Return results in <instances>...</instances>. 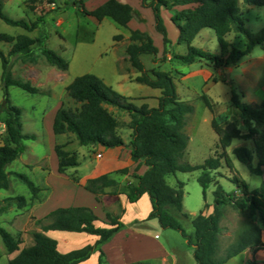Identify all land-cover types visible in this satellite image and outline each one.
I'll list each match as a JSON object with an SVG mask.
<instances>
[{
	"label": "trees",
	"instance_id": "trees-1",
	"mask_svg": "<svg viewBox=\"0 0 264 264\" xmlns=\"http://www.w3.org/2000/svg\"><path fill=\"white\" fill-rule=\"evenodd\" d=\"M88 0H74L73 5L86 16L102 22L106 18L113 20L121 27L127 28L134 18L135 12L130 5L119 0H108L94 11H88L85 3ZM245 6L264 7V0H242ZM197 5L178 11L176 8ZM142 6L151 9L155 18V29L163 37L164 57L169 52L171 41L168 38L167 27L162 16V10H168L171 21L178 29L179 45H186L187 54L173 53L172 58L184 64H194L205 60L218 68L236 66L242 59L249 56L256 47L264 48V28L253 34L246 27L240 0H142ZM59 14V12H58ZM0 19L11 26L21 27L29 32L39 27L42 18L28 24L24 20H13L3 12V2L0 0ZM204 29H211L217 36L221 54L215 55L193 46V42ZM231 34H237L244 41V49L234 47L227 40ZM47 38L40 35L33 39L27 35L17 38L0 33V45L13 44L9 56L20 55L26 62H34L33 46L38 45L46 61L62 72L69 70V63L56 52L45 46ZM131 67L140 75L136 82L161 91L159 104L151 108L148 105L136 106L129 98L115 91L102 79L95 75H84L76 78L68 87V96L79 105L76 109L62 106L54 120L55 135L73 134L81 146H101L103 148H118L125 146L124 141L116 133L118 120L106 106H113L127 111L131 116L130 128L132 141L129 149L132 161L138 164L131 180L121 186L118 176H127L130 169H122L115 173L106 174L89 180L85 189L101 201L105 195H125L130 204L137 203L143 196L148 195L152 210L147 220H158L163 230H175L187 241L193 249L196 264H228L247 250L253 254L264 252L262 233L264 231V181L253 191L238 173L231 157L223 152L218 157H210L202 165L192 166L183 162L189 147L190 138L186 133L188 116L194 114L195 108L181 100L174 77L163 71L153 70L149 73L142 61L143 55L154 57L157 62L158 48L152 37L141 31H131L130 45L126 50ZM2 60L4 85V100L0 104V115L6 114L8 142L0 146V190L10 188V174L7 166L20 158L25 152L24 141L34 140V135L23 132L22 111L12 105L9 96L10 87H18L29 94H41V89L30 82L15 80L10 71L8 57L0 50ZM231 102L241 112L244 127L248 134L243 135L236 121L227 127L221 126L216 119L212 120V128L219 138V145L226 150L236 139H253L255 143L264 142V99L258 106L241 102L238 94L232 90ZM201 100L207 108L213 110L211 98L202 95ZM55 152L59 161L58 171L66 173L70 168L79 165L76 154L65 150L64 145H56ZM237 160L244 164L252 174L264 175V154L258 157V164L253 165V152L246 147H238L233 151ZM222 159L233 173L231 182L236 191L227 192L215 181L214 172L219 170ZM146 167L143 175H138L140 167ZM201 171L197 181L203 189L204 199L207 190L214 184L213 213L205 216L201 212L193 219L194 234L190 235L184 229L179 218H188L183 211L184 183L179 182L178 188L171 187L167 177L177 172L192 173ZM24 183L33 198H37L41 189L23 173H13ZM110 190V191H108ZM237 193L241 195L236 196ZM13 202L23 208L27 200L24 196L10 197L0 201V216L8 210ZM231 206L243 214L247 222L238 231L236 239L222 252L220 237L223 233L221 222L225 208ZM207 207V205H206ZM49 223L38 222L40 231L33 233L34 244L21 249L22 239L6 230L0 221V238L9 254L18 253L9 264H81L95 253H99L98 264H109L105 261L102 247L125 228L119 216L107 214L108 227H98L100 220L94 211L88 207L58 208L47 217ZM68 232L88 234L99 238L95 245H88L78 250L63 254L58 249L57 240L49 237L48 232ZM132 264H153L142 261ZM247 264H258L249 261Z\"/></svg>",
	"mask_w": 264,
	"mask_h": 264
},
{
	"label": "rangeland",
	"instance_id": "rangeland-1",
	"mask_svg": "<svg viewBox=\"0 0 264 264\" xmlns=\"http://www.w3.org/2000/svg\"><path fill=\"white\" fill-rule=\"evenodd\" d=\"M1 1L3 2V12L13 20H24L28 24L36 22L38 18H42L43 21L39 23L37 29L29 32L21 27L8 25L0 19V33L15 38L20 35H27L33 39L38 38L40 35L46 36V48L56 52L69 63V70L67 72H62L46 61L38 45L33 46L34 62H26L20 55L9 56L13 44L3 43L0 45V50L8 57L13 79L23 82H28L26 80L30 79L31 81H29L31 84L32 82L41 84L46 82L48 75L49 78L52 77L54 81L58 82H61L65 78L63 83L57 86H54V84L52 87L44 86L43 89H41L42 93L37 95L29 94L18 87L9 88V96L12 105L18 107L22 111L23 132L38 137L36 141H24L26 152L23 158L25 161L29 162L30 168H24L25 164L23 160H18L8 166L7 171H9L10 174V188L0 191V199L4 198V196H7V198L24 196L27 200L23 208H19L18 203L13 202L8 210L0 216L2 226L14 236H19L22 239L23 243L20 247L24 249L33 244V233L40 229V225L38 224L40 220L30 215L31 208L35 204V198H33L28 187L16 178L13 173L19 172L26 174L36 186H40L44 183L42 173L38 170H34L40 166L36 164L41 162L43 156H48L46 161H48L51 166L53 163L49 157L51 154V147L43 119L48 116L54 106L57 105L59 99L60 102L62 101V106L66 108L76 109L79 107V105L68 96L67 87L80 76L95 75L102 79L108 86H111L115 91L124 96L131 97L129 99L138 107H140L144 101L149 102L148 106L157 107V105H154L157 99L154 93H159V91L137 83L136 79L134 80V76L140 75V73L131 68L127 53L125 54L127 59L125 61L120 60L121 52L123 53V51H126L127 47H125L126 50L120 47L119 51H115L113 45H115L116 41H123V36L116 35H118L119 32L127 33V31L119 27L113 21L105 22L100 26L95 18L84 15L80 9L76 8L73 5L74 0ZM240 2L246 20V27L253 34L260 32L264 28V20H260L259 17H254L251 8L243 5L242 0H240ZM59 15L65 18V21L62 24L60 23V26H57L55 20ZM176 32H178V29L171 28L169 30L170 37L175 38ZM158 36L162 39L159 33ZM156 38L155 33V39ZM195 40L193 42L194 47L215 55L221 54L220 45L213 30H202L201 37ZM227 40L232 46L244 49V41L237 34H231L227 37ZM156 42L158 43V41ZM175 51L179 53L178 55H186L187 47L186 45H180L176 47ZM263 55L264 50L261 47H256L250 56L242 59L236 66L227 68H218L205 60L197 61L192 65L184 64L176 59H173L172 62H168L167 57L159 60L162 63L161 69L174 77L177 92L181 100L190 103L195 108L194 114L188 116L187 120L186 133L190 138V143L183 162L189 163L192 166L202 165L206 159L218 157L225 152L231 157L238 173L246 181L251 191L261 186L264 181V175L257 176L252 174L244 164L237 160L233 151L238 147L250 149L254 155L253 165L256 167L258 164V157L264 154V142L255 143L253 139H236L233 141L231 147L224 150L219 145V138L213 130L211 123L213 119H216L221 126L227 127L232 121H236L242 134H248L243 124L241 112L237 110L231 102V93L234 89L241 102L252 106L260 105L261 100L263 101L264 94L257 90L255 84V69L257 64L250 68L245 61L260 59ZM141 58L145 64L146 70L152 73V71L149 70L154 67V57L151 55H143ZM35 69L43 71V75L41 76L40 73H35ZM190 71H192L193 74L197 72L198 75L196 77L193 76L189 81L185 80V74ZM259 71H261V67H259ZM57 73L60 77L56 76ZM2 76L3 67L0 58V104L4 100L5 94ZM121 82L122 84H120ZM120 87H123L124 91L123 88ZM202 95H208L211 98L213 104L212 111L207 108L201 100ZM117 111V118L119 121H127L128 117H130L127 111ZM6 119V114L0 115V146H4L8 142ZM59 144H68L71 149L70 153L77 155L76 152L81 149L84 151L85 156L90 157L89 155H92V151L89 147L78 146L74 136L63 138V141H60ZM77 158H79L81 165L74 170H77L82 176L86 171L83 165L84 157L83 155H78ZM221 161V168L213 174L215 181L219 182L225 191L229 193L234 192L236 191V186L231 182L234 175L228 169L225 160L222 159ZM42 166L47 169L46 165ZM70 169V171H74L73 168ZM76 174L72 175L71 179L76 178ZM200 174L201 171L192 173L177 172L167 177L168 184L173 188H178L179 182L184 183L183 211L188 215V218L180 217L179 220L190 235L194 234L193 219L201 212H203L205 216H208L213 213L214 209L213 192L215 191V185L212 184L209 187L205 200L203 189L197 181ZM240 195V193L236 194L237 197ZM109 196L113 195L109 194ZM40 202H43V200H40ZM54 204L56 203H48L45 206V210H50L54 206H57ZM62 204L63 205H60V207L68 206L67 204L69 203ZM117 210L124 224H132L134 220H138L140 222L145 221V223L147 222L151 226L148 234L149 238L142 243L146 247V250H137L133 248V242L130 245L128 255L129 258H131L129 259L131 262H136L134 258H137L131 255L141 254L146 256V254H149V256H157L165 249L170 253L168 256L145 261H151L153 264H196L193 258V249L188 246L187 241L179 232L170 229L163 230L158 220H146L152 210L148 195L144 196L136 204L129 206L127 212L124 210L121 211L122 207L119 205ZM42 222H47V219H42ZM246 222V217L233 207L228 206L225 208V215L221 222L223 233L220 237V249L222 252L234 242L238 231ZM60 235L78 236V234L57 232L54 238L60 239ZM156 235H158V238H156L157 242H153ZM82 242L84 241L81 239L77 242L75 241L73 245L75 247H72L70 250L80 249ZM59 251L62 253L64 251L63 247H60ZM16 254L17 253L13 255L9 254L0 238V264H9L10 260H12ZM109 254L108 260L112 262L110 264H124L121 257L115 253L114 248ZM129 260L127 261L130 262ZM137 261L142 262L138 258ZM249 261L264 264V253L258 252L257 254H253L247 250L238 257L230 260L228 264H247Z\"/></svg>",
	"mask_w": 264,
	"mask_h": 264
},
{
	"label": "crops",
	"instance_id": "crops-1",
	"mask_svg": "<svg viewBox=\"0 0 264 264\" xmlns=\"http://www.w3.org/2000/svg\"><path fill=\"white\" fill-rule=\"evenodd\" d=\"M107 1L108 0H88L85 3V7L88 11H94L98 7L105 4ZM119 2H121L123 4L130 5L134 10L135 15H134V18L129 23L127 28L121 27L117 24L119 27L126 29L127 33L119 32V34L116 35V36H119V35L123 36V41L121 40V41L115 42V45H113L115 51H119L120 47H123L125 49V47H128L130 45L131 31L138 30V31H141L144 33H148L152 37L155 46L159 50V53L156 57L157 62L154 64V67L149 71L156 70V71H163L164 72V70L161 69L162 63L159 60H161L164 57L165 47H164V43H163V37L161 36L162 39L159 38L158 32L155 29V18H154V14H153L152 10L144 8L142 6V0H119ZM90 5H92V6H90ZM196 6L197 5H191V6H185V7H178L176 9L178 11H181V10L187 9V8H195ZM162 16H163V19L165 21V25L167 27L168 38L171 41V46L169 47V52L167 53L166 57L168 59L167 60L168 62H172L173 61L172 54L173 53L179 54L178 52L175 51L176 47L180 46L178 44L179 32H176L177 34H176L175 38H171L169 30L171 28H176L171 21L172 14L168 10L163 9L162 10ZM55 21L57 23V26H60V23L61 24L64 23L65 18H62L59 15V16H57ZM110 21H113V20L106 18L102 22H99V21H97V22L100 24V26H102L105 22H110ZM155 33H156V37H157L156 39H155ZM201 33H202V31L199 33L197 38L201 37ZM156 41H158V43ZM262 49L264 50V48H262ZM125 54H126V51H123V53L121 52L120 60L125 61L127 59V56ZM245 63H247V65H249L250 68H252L254 65L257 64L256 65L257 67L255 69V75H256V83L255 84H256L257 90L263 92V94H264V55L260 59H251L247 62L245 61ZM259 67H261V71H259ZM36 72L40 73L41 76L43 75V71H38L35 69V73ZM134 74H135V71H134ZM197 75H198L197 72L195 74H193V72L190 71V72L185 74L184 78H185V80L189 81L190 79L193 78V76L196 77ZM56 76L60 77V75L58 73L56 74ZM138 76L139 75L134 76V80ZM64 79L61 82H58V81H54V79L52 77L49 78V75H48V77L46 78V82L41 83V84H37L36 82H32V84H33V86H35L39 89H43L44 86L52 87L53 84H54V86H57L60 83H63ZM29 80H26V81L30 82L31 80L30 81ZM125 81H123V82H125ZM120 84H122V82ZM120 88H123V87H120ZM123 91H124V88H123ZM158 91H159V93H154L156 95L155 97L157 98L155 100L154 105H157V106L159 104L158 99L161 96V91L160 90H158ZM51 94H52V92H51ZM125 97H127V96H125ZM127 98H131V97H127ZM261 102H262V100H261ZM148 103L149 102L144 101V102H142L141 106L149 105ZM61 107H62V101L60 102V99H59L57 102V105L54 106V108L51 110L49 115L44 117V119H43L44 127L47 131V134L49 137V142H50V147H51L50 148L51 154L49 155V157L53 163L51 166L50 163L48 161H46V158L48 156L47 157L43 156L41 158L42 159L41 162L39 164L38 163L36 164V165H40V166L38 167L39 169L36 168L34 170H38L42 173V176L44 178V183L41 184L40 186H38V187H40L41 191H40L38 197L35 198V204L31 208L30 215L31 216L33 215V217H36L37 220H42V219H47L49 214L58 208L88 207V208L92 209L94 211V213L100 219L96 223V226L108 227L106 225L107 214H111L113 216H119V211L117 210L118 205L122 207L121 211L124 210L125 212H127L128 207L131 205H134V204H130L125 195H119V196L105 195V196H103L101 201H98L96 199L95 195L88 192L84 186L91 179H95V178H98V177L106 175V174L115 173L119 170L126 169V168L130 169V174L127 176H118L117 180L122 185L124 183L125 184L128 183L131 180V176H132V174L135 173V169L138 166V164H136L132 161L131 151L129 149L130 143L132 141V129L130 128L131 116L128 117L127 121H125V120L119 121V119L117 118V112H118L117 110H119V109L116 107H113V106H106V108L111 113H113L118 120V126L116 128V133L119 137L122 138L125 146L118 147V148H111V149L103 148L101 146H87L92 151V155H89L90 157L85 156L84 151L79 149V151L76 153H77V156L83 155V157H84L83 158V162H84L83 165L85 166V170H86L84 172V174L81 176L77 170H74V169H77L78 166L81 165L79 162V158H78L79 165L77 167L73 168V170H74L73 172L70 171L71 169H68L66 171V173L60 174L58 171L59 161H58V157H57L56 152H55V147H56V145H60L59 142L63 141V138H67V136H74L73 134L55 135V133L53 131L55 116ZM149 107L154 108V106H149ZM124 124H125V126H124ZM29 135H31V134H29ZM37 139H38V137L35 136V139L31 140V141H36ZM75 140L78 143V146H81L79 144L78 140L76 139V137H75ZM63 145L65 146L66 151L71 152V149H70L68 144H63ZM25 152L16 161L23 160V163L25 164L24 168L28 169V168H30L29 167L30 164L28 161H25L23 158ZM32 152L34 153L33 150H32ZM99 155L101 157H99ZM16 161H14V162H16ZM13 163H11L10 165H12ZM10 165H8V166H10ZM42 165H46L47 169L43 168ZM8 166H7V168H8ZM146 170H147V168L142 166L139 168L138 172H136V173L138 175H143L146 172ZM7 172L9 173V171H7ZM16 173H19V172H16ZM74 174H76V178L71 179V176ZM51 177H52V179H51ZM0 191H2V190H0ZM108 191H110V190H108ZM5 199H7V196H4V198L0 199V201H3ZM40 200L41 201L43 200V202H40ZM51 202L56 203L54 205H57V206H54L50 210H45V206ZM29 203H30V201H29ZM62 203H69V204H67L68 206L60 207V205H63ZM120 221H121V217H120ZM45 223H49V220H47V222H45ZM124 225H125V228L122 231H120L119 233H117L110 242H108L107 244H105L102 247L103 252L105 254V261L107 263H109V264L112 263L111 261L108 260V255H110L109 252L112 251L113 248L115 250V253H117L121 257L124 264L137 263L138 262L137 258L140 261L155 260L157 258H162V257L168 256L170 254L165 249H163L157 256H149V254H146V256H143L141 254H134L131 256L137 257V258H134L135 259L134 261H136V262H131V260H129L131 258H129V255H128L129 250H130V245L133 242V248H135L137 250H146V247L142 243H144L149 238L148 234H149V231L151 229V226L149 225V223H147V222L145 223V221L140 222L138 220H134L132 222V224H124ZM37 231H40V229ZM56 233L57 232H55V231H51V232H48L47 235L49 237L55 239L54 236ZM62 233H68V232H62ZM69 234H77V233H69ZM60 237H61L60 239L56 238L55 240H57V242H58V249H60V247H63V249H64V251L62 252L63 254H66L68 252L73 251L70 249L72 247H75V246H73L75 241L77 242L80 239L82 241H84L81 243L82 246L80 247V249L83 247H86L88 245H95L97 243V241L99 240L98 237L88 235V234H78V236L60 235ZM156 238H158V235H156L154 237L153 242H157ZM262 239L264 242V231L262 233ZM135 242H136V245H135ZM33 244H34V241H33ZM260 253H264V252L260 251ZM143 254H145V253H143ZM17 255H18V253L13 258H15ZM99 256H100V254L97 252V253L93 254L90 259H88L87 261H85L81 264H98ZM125 259H126V261H125ZM127 260H129L130 262H128Z\"/></svg>",
	"mask_w": 264,
	"mask_h": 264
},
{
	"label": "clouds",
	"instance_id": "clouds-1",
	"mask_svg": "<svg viewBox=\"0 0 264 264\" xmlns=\"http://www.w3.org/2000/svg\"><path fill=\"white\" fill-rule=\"evenodd\" d=\"M249 8H251L254 17H259L260 20H264V7H255L250 5Z\"/></svg>",
	"mask_w": 264,
	"mask_h": 264
},
{
	"label": "built area",
	"instance_id": "built-area-1",
	"mask_svg": "<svg viewBox=\"0 0 264 264\" xmlns=\"http://www.w3.org/2000/svg\"><path fill=\"white\" fill-rule=\"evenodd\" d=\"M99 157H101V156L99 155Z\"/></svg>",
	"mask_w": 264,
	"mask_h": 264
}]
</instances>
